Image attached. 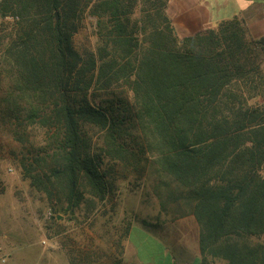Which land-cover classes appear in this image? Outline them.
Listing matches in <instances>:
<instances>
[{"label":"trees","instance_id":"trees-1","mask_svg":"<svg viewBox=\"0 0 264 264\" xmlns=\"http://www.w3.org/2000/svg\"><path fill=\"white\" fill-rule=\"evenodd\" d=\"M139 1L92 3L101 43L86 57L73 35L87 0L0 1L24 19L0 116L22 143L29 127L50 133L22 157L23 176L55 214L74 213L112 193L104 160L122 163L163 209L194 216L200 264H264V102L251 101L264 85V34L249 38L234 17L180 38L168 0H143L135 15Z\"/></svg>","mask_w":264,"mask_h":264},{"label":"rangeland","instance_id":"rangeland-1","mask_svg":"<svg viewBox=\"0 0 264 264\" xmlns=\"http://www.w3.org/2000/svg\"><path fill=\"white\" fill-rule=\"evenodd\" d=\"M94 1L97 0H87L89 6L76 20L77 30L73 35V43L83 57L90 53L97 55L101 43L99 18L91 12ZM142 1H139L135 15L138 12L142 15L140 8L145 7ZM228 4L227 0H221L220 5L217 3L214 15L228 14ZM166 11L168 13V4ZM56 13L58 15L57 11ZM169 17L173 22L172 17ZM26 18L31 21L33 15ZM58 18L59 15L56 19ZM22 22L24 23V19L19 14L9 12L3 15L0 12V110L4 106L2 100L11 87L13 77L10 66L5 62L6 59H11L7 51L22 33ZM242 24L247 36L255 38L248 33L246 25L243 22ZM177 34L182 38V33ZM262 71L264 73V63ZM258 87L259 94L252 98L253 103L264 102V85L258 84ZM94 90L93 86L90 92L92 101L98 102L99 97L93 95L96 94ZM20 130L23 131V128ZM26 133L28 139L23 143L18 141L13 134L12 124L5 123L0 116V264H38V261L50 255V250L54 247L58 254L63 255L62 248L70 241L64 231L72 229L78 235L82 228L110 224H146L156 234H162L167 229L168 240L172 236L174 241L192 242L193 245L197 242L199 249V226L194 216L184 215L183 211L173 207L174 204L163 209L151 182L132 167L122 163L115 164L107 160L103 162V167L109 169V175L115 179V187L107 199H89L74 213L66 212L63 216L61 213L55 214L45 194L33 187L30 180L23 176L20 164L24 155L31 157L39 147L45 146L50 133L40 126L29 127ZM261 173L264 175V163ZM56 215L57 218H62L58 220ZM53 237H56V241ZM253 242L258 241L254 238ZM147 246L142 247V250L152 255L155 247L151 244ZM183 256L184 264H200V249L195 258L190 253ZM211 260V264H228L219 257Z\"/></svg>","mask_w":264,"mask_h":264},{"label":"crops","instance_id":"crops-1","mask_svg":"<svg viewBox=\"0 0 264 264\" xmlns=\"http://www.w3.org/2000/svg\"><path fill=\"white\" fill-rule=\"evenodd\" d=\"M220 2L170 0L168 14L176 31L182 35L214 27L222 20L234 17L246 25L252 36L264 34V0H227L230 12L215 16V6ZM80 230L78 235L72 229L64 231L70 239L62 248L64 254H58L55 247L51 248L50 255L38 264H184L183 254L190 253L195 258L199 251L197 242L193 245L192 242L174 241L172 236L168 240L167 229L162 234H156L146 224H110ZM150 244L155 247L152 255L142 250Z\"/></svg>","mask_w":264,"mask_h":264},{"label":"water","instance_id":"water-1","mask_svg":"<svg viewBox=\"0 0 264 264\" xmlns=\"http://www.w3.org/2000/svg\"><path fill=\"white\" fill-rule=\"evenodd\" d=\"M56 17H58L57 13H56Z\"/></svg>","mask_w":264,"mask_h":264}]
</instances>
